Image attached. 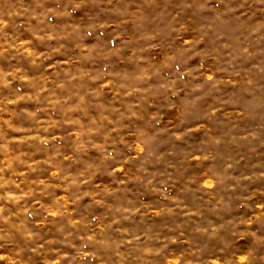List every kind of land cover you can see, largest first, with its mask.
<instances>
[{"label":"clouds","instance_id":"clouds-1","mask_svg":"<svg viewBox=\"0 0 264 264\" xmlns=\"http://www.w3.org/2000/svg\"><path fill=\"white\" fill-rule=\"evenodd\" d=\"M0 264H264V0H0Z\"/></svg>","mask_w":264,"mask_h":264}]
</instances>
